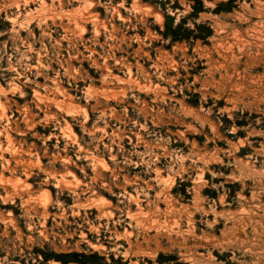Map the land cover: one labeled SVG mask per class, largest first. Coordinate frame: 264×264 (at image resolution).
<instances>
[{
  "label": "rangeland",
  "instance_id": "1",
  "mask_svg": "<svg viewBox=\"0 0 264 264\" xmlns=\"http://www.w3.org/2000/svg\"><path fill=\"white\" fill-rule=\"evenodd\" d=\"M0 264H264V0H0Z\"/></svg>",
  "mask_w": 264,
  "mask_h": 264
}]
</instances>
